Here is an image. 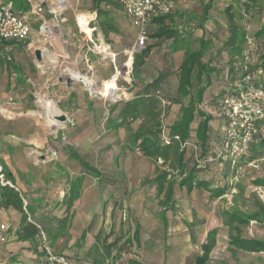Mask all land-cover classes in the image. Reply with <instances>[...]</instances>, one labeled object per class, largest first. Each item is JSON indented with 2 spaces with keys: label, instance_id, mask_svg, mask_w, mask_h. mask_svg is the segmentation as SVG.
Masks as SVG:
<instances>
[{
  "label": "rangeland",
  "instance_id": "obj_1",
  "mask_svg": "<svg viewBox=\"0 0 264 264\" xmlns=\"http://www.w3.org/2000/svg\"><path fill=\"white\" fill-rule=\"evenodd\" d=\"M208 3L211 7L205 19L204 9ZM70 4L60 17H65L66 21L53 29L57 34L52 41L41 35L37 27L26 42L13 41L12 60L0 57V106L8 96H14L18 103L13 109L15 116L0 112V164L7 165L14 180L23 184V190L27 188L22 197L26 205L32 203L33 206L29 208V220L46 234L49 230L59 231L63 236L74 233L71 228L74 204L66 196L59 200V191L78 187L81 182V192L86 182L98 185L105 193L106 211L100 209L91 217L92 226L106 216L112 221L116 236L125 240L133 237L136 224L140 223L139 245L136 241L126 242L114 251L115 257L125 252L130 259H141L142 264H191L201 253V245L210 242L212 250L208 264H264V251L249 252L234 248L230 243L236 235L264 241V221L229 220L233 211L253 214L264 206V185L256 184V179L264 176V156L254 160L240 159L235 164L217 157L221 151L219 138L224 131L223 122L210 113V108L204 110L202 107L211 117L210 125H214L209 152L202 153L196 125L192 123L185 146L188 164L196 167L198 179L204 180L209 187L227 186L228 189L214 198L204 187L187 191L176 186L175 209L165 210L164 222L161 217L163 200L160 201L155 184H143L157 172L161 160L145 155L138 146L124 145L129 135L138 133L141 125L153 123V114L146 109H136L127 119L119 115L138 93L144 95L142 89L146 83L163 74L165 80L161 89L151 90L150 96L159 101L156 111L167 133L169 125L179 115L180 105L169 99L176 95L186 49L202 50V61L215 68L211 85L204 94L203 103L209 107L211 100L229 87L231 77L243 74L245 66L260 67L261 79H264V33H257L260 29L264 31V0H258L253 8L246 7V0H180V10L172 14V24L178 30L176 38L155 39L153 34L158 26H151L143 45L118 0H113V4L102 3V13L93 7L92 0H70ZM227 7L235 14L239 28L238 55L226 44L230 36ZM80 12H89L93 19L91 27L96 26L94 41L97 46L92 51L84 47V34L76 24ZM45 14L49 20L54 18L49 5L45 7ZM87 18V14L80 16L84 21ZM103 23L109 29L107 35ZM103 43L107 45V55L99 51ZM44 47L54 58L58 57L57 63L41 66ZM147 47H151L150 53L145 58L142 73L137 76L133 70L135 56ZM37 49L41 50L39 60L35 55ZM62 51L80 68L85 67L87 56L93 66L90 77L99 86L102 81L115 80L119 97L104 98L90 94L82 83L68 87L58 80ZM193 78L192 92L197 85L196 75ZM44 101L60 109L70 120L61 122L46 113ZM184 101L186 103L187 99ZM18 112L24 114L18 116ZM257 125L264 127V117ZM71 153L79 154L96 167L104 184L100 185L98 175ZM108 205L114 206L111 212L107 211ZM6 213L0 204V222L10 225L11 238L16 235L21 215L4 219ZM83 220L88 221L87 218ZM57 225L60 226L57 228ZM70 238L49 246L72 264L70 253L75 248L70 246ZM40 241L43 243L44 239Z\"/></svg>",
  "mask_w": 264,
  "mask_h": 264
},
{
  "label": "trees",
  "instance_id": "obj_2",
  "mask_svg": "<svg viewBox=\"0 0 264 264\" xmlns=\"http://www.w3.org/2000/svg\"><path fill=\"white\" fill-rule=\"evenodd\" d=\"M13 2L15 7L18 9L26 8V5L22 0H13ZM104 2L107 4H113V0H92L93 7L98 11V13L103 12L100 6ZM210 2H212V0H210ZM257 2L258 0H246V7L253 8L256 6ZM210 7V3L206 4L204 9L205 19L207 16L206 12H208ZM226 11L228 14L230 30V36L227 39L226 44L229 46L230 51L234 52L235 55H238L239 49L236 46V42L238 40L239 28L236 23L235 14L230 10L229 7L226 8ZM89 17L90 16H88L87 21ZM167 20H170L171 22H167ZM172 20V15L155 18L154 21L159 22V27L158 30L154 32L153 36L159 39H175L178 34V30L173 26ZM103 26V30L107 35L109 29L107 26H105V23H103ZM111 27L112 25H110L109 28ZM257 33H264V31L260 29ZM150 50L151 47H147L140 54L135 56L133 70L137 76L142 73V68L146 62L145 58L150 53ZM202 56V50H186L185 52L184 59L180 65V76L176 95L169 99L171 103L180 105L179 115L169 125V130L167 133L163 131V124L159 119V112L156 111L158 104L157 102L159 101L150 96L151 90L161 89L162 83L165 80L163 74H159L157 78L146 83L142 89V93H144V95L138 93L133 99L134 101L127 103L119 114L123 119H127V116H129V114L136 109H146L147 111L151 112V114H153V123L150 126L141 125L140 130L136 135L128 136L126 145L132 144L138 146V149L145 155L151 156L157 161L161 160L153 181L157 184L158 194L163 196L162 205L165 207L171 206L174 200L176 185H179L180 187H186L190 191L194 188L204 187L211 192V196L214 198L223 195L228 189L227 186L209 187V184L204 180L198 179L196 175V167L194 165L189 166L188 158L186 157L187 150L184 144L190 138L191 124L197 118L199 120L196 127L198 142L200 143L203 154H207L209 152L208 143L210 141L211 133V117L205 114L200 105L204 101V94L207 88L211 85V74L215 68L210 63L202 61ZM248 70L257 73L262 69L257 66H248ZM194 75H196L197 85L195 91L192 92L191 89L194 86ZM242 75L243 74H241L240 77H231V82H234L232 86L236 82L239 83L242 81ZM259 82L264 84V79H261ZM227 90L229 89L226 88L222 93L216 95V97L211 100L210 105L215 108L220 99L223 97L224 92H227ZM184 99H187L186 103ZM219 143L222 147L224 143V133L220 136ZM71 155H74V157L76 156L82 162V164L88 166L90 170L98 173V169L92 166L80 155L76 153H71ZM216 156L222 158V160L230 164H235L232 162V159L224 154L219 156V153H217ZM259 156H264V129L261 127H259V133L257 135L256 142L252 147L251 154L246 159L254 160ZM4 172L6 179L5 183H0V203L3 207H12L21 214L19 227L16 231L18 239L25 241L40 235L41 229L39 226L35 222L29 220V207L28 205L24 204L21 191L15 186L13 177L10 176L7 171H5V168ZM256 184L264 185V176L258 177L256 179ZM79 191L80 185L78 187H72V200L78 198ZM252 219L264 221L263 205L260 211L253 214L233 211L229 215V220L231 222L237 221L240 223H247ZM230 243L233 244L234 248H239L249 252L264 251V241L262 240L246 239L240 235H236L231 238ZM211 250L212 243H203L202 254L196 256L192 264H208Z\"/></svg>",
  "mask_w": 264,
  "mask_h": 264
},
{
  "label": "built area",
  "instance_id": "obj_3",
  "mask_svg": "<svg viewBox=\"0 0 264 264\" xmlns=\"http://www.w3.org/2000/svg\"><path fill=\"white\" fill-rule=\"evenodd\" d=\"M22 1L26 5L25 9L16 8L13 0H0V57L7 60H12V53L15 47L13 41L26 42L37 27L41 35L52 41L55 34H57L53 30L54 27H58L61 22L66 21L65 17H60L66 13L71 5L70 0ZM118 3L127 19L136 29L140 45H143L148 34V28L154 22V19L171 14L177 4L176 0H118ZM46 5H49V12L54 16L53 19H47L45 14ZM92 21L93 19L90 15L86 23L90 31H85L82 28L80 16L76 17L79 31L84 34V47L87 46L88 50L91 51L97 46L94 41L96 26L91 27ZM61 35H63V32ZM42 53L44 55L41 59L42 67H49V65L58 62V57L54 58L48 48L44 47ZM59 56H62L63 60L58 70V80L60 79L67 85V78L72 77L73 85L76 83L85 85L87 77H90L89 73L93 70V66L87 56L85 58L86 65L83 68H80L77 63L70 61L68 53L62 51ZM261 74L262 71L254 73L248 70V66H245L242 81L236 82L233 86L231 85L215 108L209 107L207 104L202 105L204 110L210 108V113L223 121L224 143L219 156L224 154L232 159L233 163L250 156L259 133L257 124L264 117V84L259 82L262 77ZM17 106L18 103L14 96H8L3 106H0V112L8 116H15L16 113L13 109ZM59 112V115L64 114L60 109ZM17 114L20 116L24 113L18 112ZM66 120H70V118L66 116ZM184 146H186V143ZM53 154L55 155L56 151ZM0 179L2 183H5L6 176L1 164ZM9 240L10 225L0 222V249ZM43 264H70V262L64 256L59 255L48 257Z\"/></svg>",
  "mask_w": 264,
  "mask_h": 264
},
{
  "label": "crops",
  "instance_id": "obj_4",
  "mask_svg": "<svg viewBox=\"0 0 264 264\" xmlns=\"http://www.w3.org/2000/svg\"><path fill=\"white\" fill-rule=\"evenodd\" d=\"M179 2L180 0H176V3H177L176 8L169 15H172L173 13L176 14V12L180 10L181 7L179 6ZM179 12H182V10ZM84 14H87L88 16L91 15L89 12L87 13L80 12L79 16H82ZM159 17H163V16H159ZM151 26L159 27V22L154 21L149 27ZM148 31H149V28H148ZM154 38L159 39L157 37H154ZM233 83L234 82H230L229 87H226V88L229 89ZM203 104L204 103L201 104L200 106L201 108ZM198 121H199L198 119H195V121L193 122L195 123L196 127H197ZM213 127L214 125H211V131L214 130ZM262 129H264V127H262ZM10 136H14V134H10ZM124 145H126V142ZM2 166L3 168H5V171H7L10 176H12L10 173V169L7 167V165L3 164ZM96 174L98 175V179H97L98 182H101L100 185H103L104 183L102 180V175L100 173H96ZM155 175L156 173L152 177L145 179L143 181V184L153 183L155 184L156 190H157V184L154 183L153 181V178L155 177ZM76 178H79V177H76ZM81 179L82 178H80V180ZM14 183H15V186L21 191V193H26L27 188L23 190L22 189L23 184H18L15 180H14ZM80 186H81V182H80ZM176 186H179V185H176ZM72 187L73 186H71L68 190H65V191L60 190L59 200L64 199L66 196L67 200L70 203L74 204L73 206V209L75 210L74 224L71 226V228H73L74 233L71 232V234H66V236H63V234H60L59 231H56V230L54 231L49 230L50 232L47 234L45 233V231L42 230L41 235H38L36 237L30 238L25 241L19 240L17 235H15L11 237L8 243L5 244L0 249V264H38V263L42 264L48 257L59 256L61 253V252L57 253L55 250H53L49 246V244H56V245L61 244L62 241L64 242L67 241V239H65L67 237L68 238L71 237L70 246L72 247V249L73 247L75 248L74 252L72 253L69 252L72 256L70 258V260L72 261V264H142L141 259H130L131 256L129 255L128 257L125 256V252L121 253V255H119V258L115 257L116 255L114 252L120 249L122 246H124L126 242L129 244H132L133 241H136L139 245L140 236H141L140 223L136 224L133 237L132 238L126 237L125 240H123L120 236H116V234L112 230L113 223L112 221H110V219L107 220L106 216H104L101 221L98 220L97 223L92 226L93 222L91 221L92 220L91 217L96 212H98V210L100 209L102 210V212L106 211L105 204H104L105 200L103 201V195L105 193L104 192L102 193L98 185L96 184L90 185L88 183L86 184L85 182L83 189L81 190V192L79 191L78 198L72 200L71 199ZM183 188H185L187 191H190L186 187H183ZM175 190H176V187H175ZM157 194H158V191H157ZM159 196H160V201H162L163 196L162 195H159ZM27 197L28 199L30 198L29 195ZM27 205L29 208L33 209L32 203L30 204L27 203ZM162 207L164 208H163V213L161 217H162V220L166 222V220H164L166 217L165 210L167 211L169 209L170 210L175 209V194H174V200L171 206L165 207L162 205ZM113 209H114V206L108 205L107 211L111 212ZM3 210L7 212L6 213L7 217L4 219H8L9 217L14 218L19 215V212L13 209L12 207H8V208L3 207ZM93 211L94 213L91 214L90 212H93ZM85 213L89 215L86 216ZM20 215L18 216L19 218H20ZM83 218H87L88 221H84ZM18 223H20L19 220H18ZM58 226L60 225H57V228ZM39 239L40 240L44 239V242L42 243ZM122 254L124 255L122 256ZM201 254H202V245H201V253L198 255H201Z\"/></svg>",
  "mask_w": 264,
  "mask_h": 264
},
{
  "label": "bare ground",
  "instance_id": "obj_5",
  "mask_svg": "<svg viewBox=\"0 0 264 264\" xmlns=\"http://www.w3.org/2000/svg\"><path fill=\"white\" fill-rule=\"evenodd\" d=\"M81 22H82V28L85 31H90V29L86 26L87 20H85V21L81 20ZM101 52L107 55V45L104 43L101 46ZM85 86H86V89L89 90L91 94H99L104 98H109L111 96L119 97L116 93L117 92V90H116L117 85L115 83V80L110 81L108 83H107V81H102L101 85L99 86V85H97L96 81L90 77V79L86 80ZM43 108L46 111V113L47 112L50 113L53 118H56L60 114L59 109L56 108L55 106H52L47 101H44ZM55 120H54V123H57Z\"/></svg>",
  "mask_w": 264,
  "mask_h": 264
},
{
  "label": "water",
  "instance_id": "obj_6",
  "mask_svg": "<svg viewBox=\"0 0 264 264\" xmlns=\"http://www.w3.org/2000/svg\"><path fill=\"white\" fill-rule=\"evenodd\" d=\"M35 55H36V58L38 60L41 59V50L37 49L35 51ZM66 82H67L68 86H72L73 85V78L72 77L67 78ZM56 118H57V120H59L61 122L66 121V116L64 114L58 115Z\"/></svg>",
  "mask_w": 264,
  "mask_h": 264
}]
</instances>
